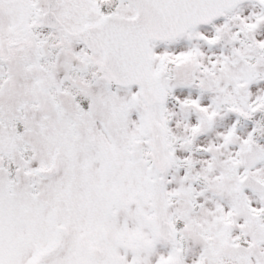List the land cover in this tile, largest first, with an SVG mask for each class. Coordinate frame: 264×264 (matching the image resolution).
I'll list each match as a JSON object with an SVG mask.
<instances>
[{"label": "snow or ice", "instance_id": "obj_1", "mask_svg": "<svg viewBox=\"0 0 264 264\" xmlns=\"http://www.w3.org/2000/svg\"><path fill=\"white\" fill-rule=\"evenodd\" d=\"M0 264H264V0H0Z\"/></svg>", "mask_w": 264, "mask_h": 264}]
</instances>
